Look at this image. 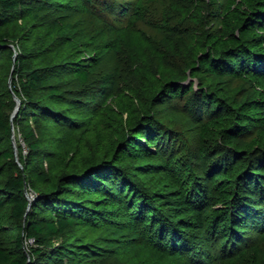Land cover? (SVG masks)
Returning a JSON list of instances; mask_svg holds the SVG:
<instances>
[{"label":"trees","instance_id":"trees-1","mask_svg":"<svg viewBox=\"0 0 264 264\" xmlns=\"http://www.w3.org/2000/svg\"><path fill=\"white\" fill-rule=\"evenodd\" d=\"M36 2L0 0V54L6 55L9 60L15 54L8 44L14 37L11 33L14 23L29 24L33 21L29 41H35L38 31L36 22L41 20L39 9L34 6ZM86 2L95 8L99 2L108 12L118 3L117 0ZM171 4L174 7L170 12L174 15L170 14L171 18H166L163 25L155 27L164 32L169 40L166 44L159 43L166 50L163 53L169 57L167 61L155 63L149 69L155 93L163 90L173 97H182L191 87L182 85L185 79L188 76L199 78L201 73L216 77L247 76L258 87L252 97L241 103L231 101L230 104L229 100H223L205 89L198 90L196 94H201L217 108L226 109L224 115L208 117L202 123L200 138L203 141L212 139L214 135L221 138V143L211 153L212 156L219 154V157L213 168L217 176L211 179L216 184L208 191V198L218 197L224 204H231L235 196L229 186L234 184L240 194L235 205L232 209L215 210L209 217L205 213L204 202L197 201L204 194L203 190L197 192L196 188L189 186L176 167L174 158L151 159L161 153L160 138L148 123L137 130L136 124L133 125L131 107L121 110L128 113V130L133 134L120 136L119 133L116 148L114 144L104 148L103 136L98 134L96 149L100 157L95 161L87 159V146L74 139L85 123L77 121L71 109L64 107L67 101L60 83L49 82L55 73L45 66L33 65L31 62L38 61L39 54L27 51L16 58L10 90L11 94L22 98L14 123L20 116L26 120V125L22 127L29 154L21 155L25 173H9L10 166L8 168L7 164H14L12 160L15 157L12 149L0 154V210L9 204L10 216L21 224L12 229L13 252L10 254L0 248V264H66L64 258L75 254L72 252L74 249L67 242L52 245L55 239L83 225L110 228L113 232L120 221L136 228L146 237L149 245L162 255L169 256L175 264H264V140L256 139L246 147L239 145L247 133L264 123V35L259 32L264 29V0H228L221 31L210 27L209 13H203V8H207L205 0H200L197 7L193 6L192 0H172ZM118 6L125 16L124 6ZM138 13H133L130 22L137 18ZM69 32L74 36H68ZM56 34H59L57 40ZM59 38H66L65 43L74 52L68 54L69 59H65L71 61L62 63L64 72L68 70L76 80L87 83L96 71L100 53L94 49L92 57L86 61L80 50L90 53L92 36L88 38L74 24L59 19L45 26L43 48L54 46ZM174 43L181 44L180 49L175 50ZM154 49L161 51L158 46ZM51 51L53 53L55 48ZM59 66L61 68V64ZM170 76L177 79H172L173 82ZM101 82L104 91L100 95L101 101H95L94 114L101 112V107L107 104L115 88L116 74L104 75ZM192 83L193 80L189 85L193 87ZM1 92L5 95L9 92L5 82ZM6 104L3 102L0 105V132L10 134L13 129L4 111ZM108 112L120 115L118 110L108 107L101 113ZM95 124L101 127L102 123L97 121ZM43 125L54 129V136L48 141L49 147H45V143L37 137L36 130H41ZM61 127L74 130V136L67 134L68 138L60 145L58 130ZM154 147L158 150L155 151ZM206 154L204 147L200 156ZM251 154L253 157L248 158ZM38 155L51 159L47 169L33 164V158ZM244 160L247 165L241 166L246 167L242 173L253 162L249 171L251 175L240 179L244 173L240 174L230 164ZM157 175L161 177L156 183L154 181V188H148L145 182H138L141 177ZM255 177L261 179L254 182ZM252 183L256 189L251 187ZM27 187L37 193L31 208L25 193ZM245 228L259 234V239L244 238ZM205 233L214 237L219 234L221 249L218 256L207 251ZM24 238L34 240L36 244L31 246L29 253L23 251ZM87 246L91 247L90 244Z\"/></svg>","mask_w":264,"mask_h":264},{"label":"rangeland","instance_id":"rangeland-1","mask_svg":"<svg viewBox=\"0 0 264 264\" xmlns=\"http://www.w3.org/2000/svg\"><path fill=\"white\" fill-rule=\"evenodd\" d=\"M37 1L34 6L39 9L41 20L36 22L37 26L35 25L38 30L35 41H29L33 21H30L29 24L20 22L12 25L11 33L14 37L9 40L8 44L16 53V58L20 53L27 51L28 53L39 54V60L31 63L35 66H45L51 70V73H55L51 76L49 82L60 83L67 101V105L64 107L71 109L72 113L77 117V121L85 123L75 136L74 130L71 128H59L58 139L60 140V145L63 143L62 140L68 138L67 134L72 135L75 142L87 146L86 153L89 157H86L87 159L90 161L99 159L100 156L97 154L96 149L98 134L103 136L101 140L103 139L104 148L113 144L114 148H116L119 142L117 137L120 134V136L133 134L128 130L130 120L128 119V113L121 110L122 108L131 107L134 115L133 125L136 124L137 130L148 123L152 131L160 138L161 153L157 157L152 156L151 159L160 161L161 158L170 160L173 157L176 167L180 170L181 176L188 182L189 186L196 188L197 192L203 190L204 194L197 198V201L200 203L204 202L205 213L207 212L206 214L209 217L213 211L220 208L224 210L232 209L240 195L234 184L229 186V190L231 189L232 195L235 196V199L231 201L232 203L230 202L231 204L226 205L220 198L210 199L207 195L208 191L214 189L216 184L211 179L217 176V172H214L213 168L218 163L217 158L219 157V154L212 156L211 153L215 152V147L218 143H221V138L215 135L207 141H203L200 138L202 123L208 117L218 118L224 115L226 109L223 107L217 108V106L204 99L201 94L197 96L196 94L198 90L205 89L223 100H229L230 104L231 101L241 103L255 94L258 89L257 84L247 76L216 77L201 73L199 78L191 79L188 76L185 79L182 85L192 87L189 82L193 80V90L190 91V87L187 94L182 95V97H173L168 91L163 92V90L155 93L152 87L153 82L151 81L153 75L149 69L153 68V64H162L163 61H167L169 58L163 53V51H166L164 47L159 45L160 42L163 44L168 43V36H164V32H159L161 30L155 27L163 25L166 18H171L170 14L171 16L172 14L174 15V13L170 12V9L174 7L171 4L172 0H117L118 3L110 12L106 11L98 0L96 8L91 7V4L89 5L86 0ZM205 1L207 8H203V11L205 10L203 13H209L208 21L210 27L221 31V21L224 17L228 0ZM121 4L126 9L125 16L123 15L124 11H119L120 6L118 5ZM192 4L197 7L200 4V0H192ZM137 11L139 12L137 18L135 17L130 22L133 13ZM59 19L64 23L74 24L76 29L88 35V38L92 36L90 53L85 52L83 49L80 50L83 54L82 57L86 61L92 57L94 49L100 53L96 71L92 73L90 80L85 84L76 80L74 75L68 73V70L64 72L62 68L63 62L71 61L65 60L69 59L68 54L74 53L73 49L65 43L66 38H59L57 43H55L56 41L54 42V46L52 44L53 47L48 45L49 48H43L45 26ZM210 19H212L211 22ZM33 28L34 26L32 25ZM41 28L42 30H40ZM259 32L264 35V29ZM68 36L72 37L74 35L69 32ZM58 37L59 34H56L55 40ZM179 43H174V46H176L175 50L180 49L181 44ZM157 46L161 51L154 49ZM54 48L55 51L53 53V50L49 52L50 49ZM0 55V105L3 102L7 103L4 111L13 129L10 134L3 131L0 132V154L9 148L15 154L16 146L18 159L14 157L12 160L14 164H7L8 168L10 166L8 171L9 173L20 172L24 174V163L21 160V155L27 156L29 154L28 146L24 141L22 127V125H26L24 123L26 120L20 116L17 118L18 122L14 123L18 113L16 114L17 116L15 115L12 118L16 101L14 94L10 92L13 86V77L15 76L14 66L16 58L15 60L14 58L9 60L6 55ZM60 64L61 68H59ZM114 73L116 74L115 88L111 91L107 104L102 106L100 110L103 112L108 107L118 110L120 115L111 112L94 114L93 109L97 105L96 102L101 101L100 95L104 91L101 80L104 75ZM175 78L172 77L171 80ZM172 81L174 82V80ZM3 82L6 83L9 89L6 95L1 92ZM95 94L97 96H94ZM18 98L21 101L22 98L20 96ZM143 117H145L144 121L139 123V120ZM97 121L102 123L101 127L95 124ZM53 131L54 129L51 130L45 125L42 126L41 130H36L37 137L45 143V147H49L48 141H51L54 136ZM85 131L86 133H83ZM260 138L264 140V123L247 133L239 141V145L246 147L254 140ZM204 147L207 154L200 156ZM154 149L155 151L158 150L155 147ZM250 157H253V154L248 158ZM50 160L45 155H38L33 158V164L47 169ZM3 162L9 163V161L5 160ZM235 162H232L233 164H230V166L237 168L241 174L243 169L246 168L241 166L247 164L245 160L238 162V164L236 163L237 165ZM252 163L249 165L250 168L243 172L244 175L242 173L243 176L240 179L251 175L249 171ZM160 177L159 175L141 177L138 182H145L148 188H154V181L156 183ZM250 179H252V176ZM260 179V177H255L254 182ZM40 187L43 188L44 186ZM251 187L257 188L253 183ZM25 193L30 202L29 208H31L37 193L31 187H27ZM197 194L199 195V193ZM9 207L10 205L7 204L3 210H0V248L11 254L15 249L12 229L20 225L21 221L10 216ZM109 229L92 228L83 225L74 228L67 235L55 239L52 245L58 246L67 242L71 245V249H74L72 252H75V254H71L69 258H64L66 264H175L169 256L157 252L147 243L146 237L141 235L136 228L128 225L127 222L120 221L118 226L114 227L113 232ZM243 231L246 239H253L254 241L255 238L259 239L260 237L259 234L250 228H245ZM203 232L201 234L202 238L204 237ZM218 239H220L219 234L214 237V235L207 233L206 242H204V245H207V251L217 256L221 249ZM88 244L91 247L87 246ZM31 246H36L34 240L24 238L23 251L29 253Z\"/></svg>","mask_w":264,"mask_h":264},{"label":"water","instance_id":"water-1","mask_svg":"<svg viewBox=\"0 0 264 264\" xmlns=\"http://www.w3.org/2000/svg\"><path fill=\"white\" fill-rule=\"evenodd\" d=\"M14 60H15V58H16V53L14 54ZM10 84H11V82H10ZM14 99H15V101H16V107H15V110H14V112H13V114H12V118L13 117H15V115L18 113V111H19V108H20V105H21V101H20V99L16 96V95H14ZM15 157H16V159H18V156H17V148H16V146H15Z\"/></svg>","mask_w":264,"mask_h":264}]
</instances>
